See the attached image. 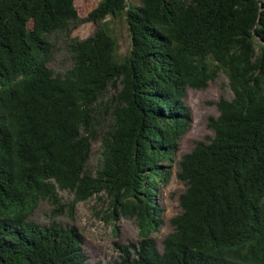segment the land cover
<instances>
[{
	"label": "trees",
	"instance_id": "1",
	"mask_svg": "<svg viewBox=\"0 0 264 264\" xmlns=\"http://www.w3.org/2000/svg\"><path fill=\"white\" fill-rule=\"evenodd\" d=\"M119 15L132 39L124 55L108 27ZM86 20L97 28L80 39ZM59 34L74 64L55 75ZM220 72L232 97L210 117L214 136L179 163L182 212L159 250L157 192L192 121L187 88ZM103 195L110 221L139 227L117 264H264V0H0V264H91L77 227L30 217L44 199L61 214Z\"/></svg>",
	"mask_w": 264,
	"mask_h": 264
},
{
	"label": "rangeland",
	"instance_id": "2",
	"mask_svg": "<svg viewBox=\"0 0 264 264\" xmlns=\"http://www.w3.org/2000/svg\"><path fill=\"white\" fill-rule=\"evenodd\" d=\"M87 0H76L78 7H82ZM99 2L100 0H92ZM128 5L138 6L141 0H127ZM110 33L119 45L118 53L126 54L132 45L128 24L122 15L116 18L109 16ZM97 24L93 21H83L80 24L79 38L86 39L94 34ZM70 38L59 34L53 38L54 50L53 58L48 66L53 69L55 75L64 73L74 64L72 54L68 49ZM115 90L111 94H115ZM232 92L229 88L228 77L220 72L218 77L209 81L203 88H187L185 103L191 112V124L188 130L182 135L179 146L174 154L173 161H168L170 165V176L168 182H161L157 192V201L162 208L163 224L159 230L154 231L152 236L159 250L163 249L165 237L174 230L172 218L182 212L180 205V195L186 190L187 185L182 181L178 172L179 163L184 154L190 152L196 143L201 140H208L214 136V130L210 126V117H217L219 110L217 102L221 98H231ZM102 124L98 128L99 135L105 129L109 116L104 114L101 118ZM102 139L92 141L91 155L88 166L91 170H96L102 161ZM61 202L68 205L74 199L73 192L68 190H58ZM109 208V199L103 195L96 196L87 201L79 202L74 210L68 207L61 214L55 213V205L44 199L31 215L30 219L42 225L57 223L62 226H75L83 235L82 248L85 251L88 261L91 264H117L120 257L118 246L126 245L140 240L139 227L134 218L120 217L116 221H110L106 210ZM107 218V219H105ZM118 228L117 230L115 228Z\"/></svg>",
	"mask_w": 264,
	"mask_h": 264
}]
</instances>
